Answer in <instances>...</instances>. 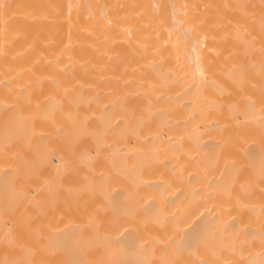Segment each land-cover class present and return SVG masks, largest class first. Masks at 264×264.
Masks as SVG:
<instances>
[{
	"label": "bare ground",
	"instance_id": "bare-ground-1",
	"mask_svg": "<svg viewBox=\"0 0 264 264\" xmlns=\"http://www.w3.org/2000/svg\"><path fill=\"white\" fill-rule=\"evenodd\" d=\"M0 264H264V0H0Z\"/></svg>",
	"mask_w": 264,
	"mask_h": 264
}]
</instances>
